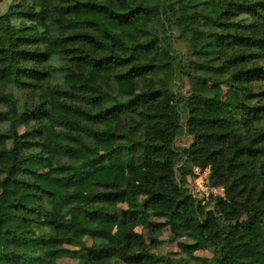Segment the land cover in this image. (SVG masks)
<instances>
[{"label": "trees", "instance_id": "16d2710c", "mask_svg": "<svg viewBox=\"0 0 264 264\" xmlns=\"http://www.w3.org/2000/svg\"><path fill=\"white\" fill-rule=\"evenodd\" d=\"M4 3L0 264H264V0ZM166 228L179 258L152 253Z\"/></svg>", "mask_w": 264, "mask_h": 264}, {"label": "rangeland", "instance_id": "374dc122", "mask_svg": "<svg viewBox=\"0 0 264 264\" xmlns=\"http://www.w3.org/2000/svg\"><path fill=\"white\" fill-rule=\"evenodd\" d=\"M8 5H9L8 3H4L3 5H1L0 12H4L7 9ZM196 22H202L204 24H211L210 20L206 19L205 17L194 19L193 23H196ZM176 47L179 53L182 55V58H184L185 60H188L189 58H191L189 54V48L185 43H179L176 45ZM162 56L163 57H161L160 59L164 60L167 58L165 55H162ZM152 57L154 58L156 56L153 54ZM182 90L184 94L188 92L189 86L187 83L183 84ZM204 94L208 97L218 96L227 103H232L234 101H237L241 97L240 93L237 90H234L233 88L225 86V85H216V84L209 85L207 89L204 91ZM23 130L24 129L21 128V131ZM192 141L193 139L189 137L188 135H182V137L179 138L177 141V146L178 148H186L191 145ZM249 141H250V136L247 133L241 132L240 134H238L237 142L240 146L242 147L246 146L249 143ZM104 150H106V147L104 148ZM207 170L209 171V169ZM142 175H143L142 172L137 173L138 177H142ZM194 176H195V173H194ZM124 177L125 176H122V179H124ZM193 177L190 178V182L192 181ZM194 182L195 181L193 179L192 184L196 186ZM112 229L116 235H122V231L120 229L116 227ZM133 229L138 232H144L146 238H148L147 232L142 230L141 226H133ZM156 238L158 240V243H157V248L153 249L152 251L153 254L158 255V256H171L173 258H179L183 255L181 253V250L178 247V240L174 238V236L172 235V233L170 232L168 228L162 230L159 234H156ZM195 256L203 258L205 260L203 264H209V262L212 261V258H213L212 252L210 250L198 251L195 253ZM190 261H192V259H190ZM60 264H74V262L72 260L65 259V260H62Z\"/></svg>", "mask_w": 264, "mask_h": 264}, {"label": "built area", "instance_id": "2783aa9c", "mask_svg": "<svg viewBox=\"0 0 264 264\" xmlns=\"http://www.w3.org/2000/svg\"><path fill=\"white\" fill-rule=\"evenodd\" d=\"M195 176L191 181V185L193 187V190L195 193L201 194L205 198L204 202L208 201L210 197H224L225 196V189L221 187H213L209 185V171L206 170H201L199 168L194 169Z\"/></svg>", "mask_w": 264, "mask_h": 264}]
</instances>
